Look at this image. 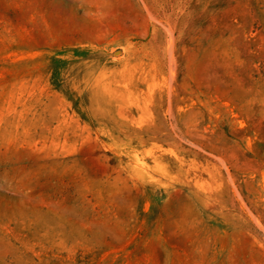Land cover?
I'll return each instance as SVG.
<instances>
[{
	"label": "rangeland",
	"instance_id": "obj_1",
	"mask_svg": "<svg viewBox=\"0 0 264 264\" xmlns=\"http://www.w3.org/2000/svg\"><path fill=\"white\" fill-rule=\"evenodd\" d=\"M0 264H264V0H0Z\"/></svg>",
	"mask_w": 264,
	"mask_h": 264
}]
</instances>
